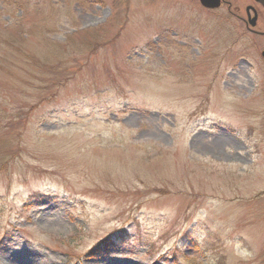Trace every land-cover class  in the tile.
Wrapping results in <instances>:
<instances>
[{"label": "rangeland", "instance_id": "rangeland-1", "mask_svg": "<svg viewBox=\"0 0 264 264\" xmlns=\"http://www.w3.org/2000/svg\"><path fill=\"white\" fill-rule=\"evenodd\" d=\"M243 30L198 0H0V264H264Z\"/></svg>", "mask_w": 264, "mask_h": 264}, {"label": "flooded vegetation", "instance_id": "flooded-vegetation-1", "mask_svg": "<svg viewBox=\"0 0 264 264\" xmlns=\"http://www.w3.org/2000/svg\"><path fill=\"white\" fill-rule=\"evenodd\" d=\"M252 2L253 4L239 5L236 0H220L219 8L225 7L231 18L243 24V31L246 33L264 36V7L253 0Z\"/></svg>", "mask_w": 264, "mask_h": 264}, {"label": "water", "instance_id": "water-1", "mask_svg": "<svg viewBox=\"0 0 264 264\" xmlns=\"http://www.w3.org/2000/svg\"><path fill=\"white\" fill-rule=\"evenodd\" d=\"M256 3L261 4L264 7V0H254ZM200 5L207 9H215L220 5V0H199ZM261 57L264 61V51L261 53Z\"/></svg>", "mask_w": 264, "mask_h": 264}, {"label": "trees", "instance_id": "trees-1", "mask_svg": "<svg viewBox=\"0 0 264 264\" xmlns=\"http://www.w3.org/2000/svg\"><path fill=\"white\" fill-rule=\"evenodd\" d=\"M108 242V239L107 240H105L103 243L104 244H106ZM100 246L102 247V243L100 244ZM100 246H98L94 251H92V252H95V253H97V252H101V250L99 249L100 248ZM100 250V251H99Z\"/></svg>", "mask_w": 264, "mask_h": 264}]
</instances>
